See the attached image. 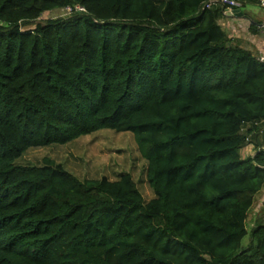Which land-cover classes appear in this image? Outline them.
<instances>
[{
	"label": "trees",
	"instance_id": "trees-1",
	"mask_svg": "<svg viewBox=\"0 0 264 264\" xmlns=\"http://www.w3.org/2000/svg\"><path fill=\"white\" fill-rule=\"evenodd\" d=\"M206 1L0 0V264H264V222L247 227L261 143L240 154L264 121V62ZM103 129L133 135L153 198L128 172L16 163Z\"/></svg>",
	"mask_w": 264,
	"mask_h": 264
},
{
	"label": "rangeland",
	"instance_id": "rangeland-1",
	"mask_svg": "<svg viewBox=\"0 0 264 264\" xmlns=\"http://www.w3.org/2000/svg\"><path fill=\"white\" fill-rule=\"evenodd\" d=\"M70 12L71 8L66 7L48 10L34 21L22 23L21 26L32 28L37 22L66 17ZM44 158L62 163L67 170L80 179L106 176L110 180H115L121 172H128L145 201L154 197L146 178V161L141 156L134 137L129 131L116 132L103 129L63 145L31 147L16 159V163L40 165ZM257 200L256 198L247 218L248 229L256 221L264 218V212L259 216L256 215ZM247 240L248 237L244 239V241Z\"/></svg>",
	"mask_w": 264,
	"mask_h": 264
},
{
	"label": "crops",
	"instance_id": "crops-1",
	"mask_svg": "<svg viewBox=\"0 0 264 264\" xmlns=\"http://www.w3.org/2000/svg\"><path fill=\"white\" fill-rule=\"evenodd\" d=\"M232 15L223 13L218 23L222 26L229 37L238 39L239 43L246 50L252 52L255 56L264 55V5L259 3H245ZM254 24V31L250 32L249 26ZM258 128L255 132V141L248 143L240 149L242 157L253 155L256 151L255 143H264V132H260ZM257 205L256 215L264 212V186L260 193L256 196ZM255 198V202H256ZM254 202V204H255ZM257 217V216H256Z\"/></svg>",
	"mask_w": 264,
	"mask_h": 264
},
{
	"label": "built area",
	"instance_id": "built-area-1",
	"mask_svg": "<svg viewBox=\"0 0 264 264\" xmlns=\"http://www.w3.org/2000/svg\"><path fill=\"white\" fill-rule=\"evenodd\" d=\"M259 4L264 5V0H259ZM214 5H219L224 8L225 10H233V9H239L243 6V0H207L204 4V7H211ZM70 8V7H67ZM77 9H82L80 6H76ZM258 59L260 61L264 62V55L258 56ZM259 131L264 132V121L259 125ZM257 150H260L264 153V143H262ZM264 222V218H263Z\"/></svg>",
	"mask_w": 264,
	"mask_h": 264
},
{
	"label": "water",
	"instance_id": "water-1",
	"mask_svg": "<svg viewBox=\"0 0 264 264\" xmlns=\"http://www.w3.org/2000/svg\"><path fill=\"white\" fill-rule=\"evenodd\" d=\"M236 10H225L224 13L232 15Z\"/></svg>",
	"mask_w": 264,
	"mask_h": 264
}]
</instances>
